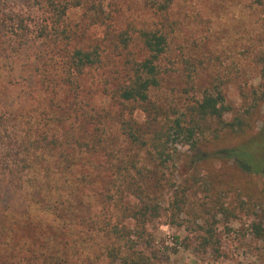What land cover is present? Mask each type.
Listing matches in <instances>:
<instances>
[{
  "label": "rangeland",
  "instance_id": "obj_1",
  "mask_svg": "<svg viewBox=\"0 0 264 264\" xmlns=\"http://www.w3.org/2000/svg\"><path fill=\"white\" fill-rule=\"evenodd\" d=\"M79 1L82 4L75 7L74 3ZM168 4L165 10L163 7ZM60 7L68 8L61 24L56 25L58 12L45 0H0V67L8 64L3 60L4 55H12L21 48L16 41L23 33H27L29 39H35L45 28L46 35H53V43L46 49L52 82L48 83L50 93L45 92L46 86L41 83L33 96V105L25 113L32 114L37 120L46 117L52 121L54 115L67 119L62 127L53 130L58 132L57 137L65 148L59 150L57 147L55 155L59 158L66 154L60 151L79 155L78 164L66 172L70 174L69 181L75 184L77 194L84 195L83 201L93 207L90 213L81 212L79 216L74 212L75 217L63 226L64 242L68 246L75 245L73 253L99 257L105 263L101 253L103 240L96 230L102 227L98 219H111L133 227L131 220H125L116 208L127 175L124 167L119 165L125 145L118 131L121 106L114 97L117 84L125 79L124 59L117 57L104 41L105 32L128 36L131 49L138 58L142 55L138 39L141 29L159 30L169 38L167 52L160 62V86L152 92L163 106L183 109L205 91L218 88L229 104L240 109L251 103L253 93L258 97L264 94V0H64ZM54 27L66 30L72 41L55 45ZM96 44L100 45L102 54H111L114 59L88 69L82 76H73L71 89L58 90L55 82L62 79L66 57L77 47ZM38 50L33 44L27 47L28 55ZM14 73H18L16 65L14 69L8 68V74ZM260 115L264 122V103ZM136 118L144 120L141 110L136 112ZM261 125L262 122L258 123L254 133ZM226 139L228 143L234 141L230 137ZM100 141L105 143L102 148L98 145ZM108 145L113 148L109 154L105 153ZM54 146L51 145V149ZM72 149L76 151L72 152ZM92 149L94 152L87 153ZM177 151L184 155L190 153L185 146H178ZM136 154L132 151L130 157L146 170H154L146 165L142 154L134 158ZM181 161H177V168L183 163ZM63 168H53L51 177H57L55 174ZM175 168L170 164L164 169L175 187L172 190L165 188L158 194V201L168 209L178 191L180 205L184 203L179 220L182 226L165 224L166 217L152 221L142 237L133 240L132 251L153 253L162 264H264V242L255 237L252 226L257 214L264 216V178L240 172L233 161L209 162L203 169L191 171L190 176L199 178L200 184L183 193L184 181L179 174H173ZM128 179L135 181V172L129 173ZM52 187L57 189L54 182ZM108 194L116 196L110 209L95 202L98 197ZM124 201L132 203L135 200L128 197ZM219 203L232 215L217 213ZM43 218L44 226L48 224L47 220L53 221L50 215H43ZM38 219L35 220L41 221ZM37 226H40L39 222ZM203 226L216 228L220 243L218 254L198 250V236ZM27 229H17L11 245L32 233V229Z\"/></svg>",
  "mask_w": 264,
  "mask_h": 264
},
{
  "label": "trees",
  "instance_id": "obj_2",
  "mask_svg": "<svg viewBox=\"0 0 264 264\" xmlns=\"http://www.w3.org/2000/svg\"><path fill=\"white\" fill-rule=\"evenodd\" d=\"M45 1L58 12L55 24L60 25L68 8L61 9L64 0ZM74 4L78 7L82 3ZM168 7L169 4L163 8L166 10ZM54 28L55 45L65 40L72 41L66 35V30ZM45 33L46 29L43 28L35 39H29L28 34L23 33L16 41L23 50L18 47V51L12 55H4L3 60L8 64L0 67V243H3L0 244V264H162L153 253L132 251L134 246L131 248V244L135 238L142 237L149 223L160 218L166 217L167 225L182 226L179 220L184 203L180 205L178 191L168 209L158 201V194L165 188L172 190L175 187L171 184L172 179L167 177L165 168L168 169L170 164L176 167L173 174L177 173L183 179V193L200 184L199 178L190 176L191 171L203 169L209 162L233 161L240 172L264 178V122L260 115L264 94L258 97L253 93L251 103L238 109L227 102L221 90L215 88L189 101L183 109L167 108L153 97L152 92L160 86V62L167 52L169 38L159 30L141 29L138 39L142 55L138 58L131 49L128 36L124 33L116 36L107 30L104 41L109 43L117 57L124 59L122 70L125 79L117 84L114 92L121 106L118 131L125 145L124 157L119 165L127 172L120 191L121 200L123 195L124 199L129 197L135 200L132 203L119 200L116 208L125 220H131L133 227L111 219H98L102 227L96 230L103 240L101 253L105 263L99 257L80 256L77 251L73 253L75 245L68 246L64 242L66 235L63 226L75 217L74 212L78 216L81 212L90 213L93 205L83 201L84 195L77 194L76 186L69 181L71 176L66 172L78 164L79 155L65 151H60L66 154L59 158L55 155L57 147L59 150L65 148L57 137L58 132L53 130L62 127L67 119L54 115L52 121L46 117L37 120L32 114L25 113L33 105V96L39 91L41 83L46 86L45 92L50 93L48 83L52 82L49 79L50 62L46 49L52 45L53 35L50 37ZM32 44L38 46L39 50L28 55L27 47ZM66 58L61 70L62 79L55 82L58 90L71 89L73 76H82L88 69L103 66L114 59L111 54H102L98 44L77 47ZM14 65L18 67V73L8 74V68L14 69ZM28 71L29 74L25 76L24 73ZM138 110L144 115L143 121L136 118ZM84 118L88 122V118ZM260 122V129L254 133ZM228 137L234 141L228 143ZM108 138L113 140L111 135ZM223 142L226 145H222ZM102 144L105 143H98L100 147ZM51 145H55L54 149H51ZM178 146L187 147L190 153L179 154ZM105 148L108 154L113 150L112 145ZM132 151L137 153L133 155L134 158L142 154L146 165L154 170H146L138 161H134L130 157ZM89 152L91 154L94 149ZM181 160L183 163L177 168V161ZM57 166H64L63 171L58 170L55 174L57 177H51L53 168ZM132 172L137 177L133 182L128 179ZM53 182L56 190L52 187ZM115 197L108 194L107 197H98L95 202L110 209ZM70 199L77 201L74 203ZM216 209L217 213L232 215L221 203ZM43 215L52 216L53 221L47 220L48 224L44 226ZM256 217L252 224L254 234L264 242V216L257 214ZM37 218L41 221L35 220ZM38 222L40 226H37ZM24 228L32 229V233L11 245L12 235L17 229ZM200 230L198 250L218 254L220 243L216 228L203 226ZM16 236L17 233L14 234Z\"/></svg>",
  "mask_w": 264,
  "mask_h": 264
}]
</instances>
